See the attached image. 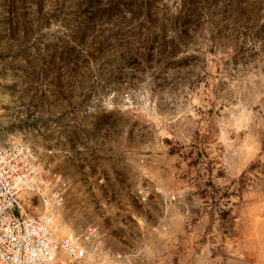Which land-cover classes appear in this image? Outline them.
<instances>
[{
    "label": "rangeland",
    "instance_id": "rangeland-1",
    "mask_svg": "<svg viewBox=\"0 0 264 264\" xmlns=\"http://www.w3.org/2000/svg\"><path fill=\"white\" fill-rule=\"evenodd\" d=\"M0 138L65 181L59 237L99 229L89 264H179L197 224L264 264V0H0Z\"/></svg>",
    "mask_w": 264,
    "mask_h": 264
},
{
    "label": "built area",
    "instance_id": "built-area-1",
    "mask_svg": "<svg viewBox=\"0 0 264 264\" xmlns=\"http://www.w3.org/2000/svg\"><path fill=\"white\" fill-rule=\"evenodd\" d=\"M65 181L43 166L29 144L0 138V264H80L95 253V226L59 237L54 212L64 204ZM28 199L40 213L27 212ZM113 264H120L119 256Z\"/></svg>",
    "mask_w": 264,
    "mask_h": 264
},
{
    "label": "crops",
    "instance_id": "crops-1",
    "mask_svg": "<svg viewBox=\"0 0 264 264\" xmlns=\"http://www.w3.org/2000/svg\"><path fill=\"white\" fill-rule=\"evenodd\" d=\"M24 206L31 214L40 213V209L36 205V201L33 199H28ZM174 235V232L171 233V237ZM148 238L155 240L158 238H166V236L163 232L161 233L159 230H155L149 233ZM201 238H203V234L201 227L198 224L193 228V230H190L186 233L184 237L185 242H183V247L177 260L179 264H213V252L209 248L201 247L199 244V240ZM129 261H126L125 264H143L135 263L133 258H131ZM80 264H89V262L84 260Z\"/></svg>",
    "mask_w": 264,
    "mask_h": 264
}]
</instances>
